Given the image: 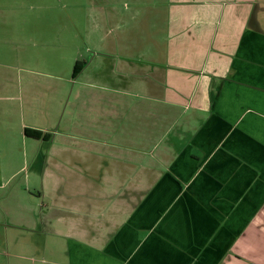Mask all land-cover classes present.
<instances>
[{
	"label": "crops",
	"instance_id": "obj_1",
	"mask_svg": "<svg viewBox=\"0 0 264 264\" xmlns=\"http://www.w3.org/2000/svg\"><path fill=\"white\" fill-rule=\"evenodd\" d=\"M127 20L162 62L55 132L81 27ZM0 264H264V0H0Z\"/></svg>",
	"mask_w": 264,
	"mask_h": 264
},
{
	"label": "rangeland",
	"instance_id": "obj_2",
	"mask_svg": "<svg viewBox=\"0 0 264 264\" xmlns=\"http://www.w3.org/2000/svg\"><path fill=\"white\" fill-rule=\"evenodd\" d=\"M126 22L128 23L88 22L81 27V30L87 33V50L82 49L84 55H81L80 60L86 66L87 71L79 82L75 84L71 81L69 83L67 79L70 78L72 72L74 57H71L70 62H63V66L66 68L59 73L63 78L60 81L56 80L57 86L53 96L51 95L56 103L55 132H58L56 130L63 132L69 123L70 130L77 129L79 127V108L82 112L84 100L93 99L95 101V97L110 98L112 95L111 86H121L120 84L127 80L125 78L127 73L120 69L121 62L126 57L117 55L120 54L119 52L125 54L131 49L129 47H132L134 55L131 58L134 59L136 65L145 68L148 65L151 66L154 61L162 62V42L166 36L162 33L163 26L145 24L143 21L127 20ZM102 38L103 42H100ZM126 38H128V42L132 43L131 46H127L124 42ZM96 80L104 84L105 87H99V83L95 85Z\"/></svg>",
	"mask_w": 264,
	"mask_h": 264
},
{
	"label": "trees",
	"instance_id": "obj_3",
	"mask_svg": "<svg viewBox=\"0 0 264 264\" xmlns=\"http://www.w3.org/2000/svg\"><path fill=\"white\" fill-rule=\"evenodd\" d=\"M81 64L82 63H78L76 65V68H75V71H74V76L79 73V71L81 69V67H80ZM26 135L29 136V137H36L37 138V137H39V132L38 131L28 130L27 129L26 130Z\"/></svg>",
	"mask_w": 264,
	"mask_h": 264
}]
</instances>
